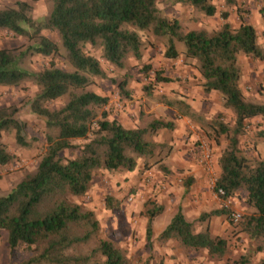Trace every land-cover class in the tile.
<instances>
[{
  "label": "trees",
  "instance_id": "1",
  "mask_svg": "<svg viewBox=\"0 0 264 264\" xmlns=\"http://www.w3.org/2000/svg\"><path fill=\"white\" fill-rule=\"evenodd\" d=\"M32 1L14 0L0 6V29L26 39L21 51L18 47L0 48V85L16 86L25 80L35 85L26 108L42 119L44 126V147L35 168L0 195V231L5 233L6 246L9 250L22 246L30 253L18 264H129L125 251L101 232L95 213L71 197L83 196L98 170L131 172L138 160L144 166L160 160L156 155L164 144L153 140V136L162 128L172 130L175 123L150 115L140 125L125 126L101 110L108 97L90 88L93 77L108 78L99 59L126 71L132 66L131 60H141L146 45L142 35L149 34L162 40L163 57L171 59L180 53L184 59L194 60L202 91H215L221 108L231 112L232 121L228 123L222 112L206 118L183 99L160 97V102L176 115L197 124L216 146L223 142L215 160V186L229 197L245 193L244 203L251 211L237 221V230L251 244L250 254L263 252L264 158L245 153L240 143L253 117L259 118L256 134L264 139V100H249L239 88L238 54L264 61V43H258L253 25L241 15L238 24L231 25L224 9L219 12L221 22L216 28L183 30L175 17L158 8V0H45V14L35 18L31 14ZM170 2L189 6L205 16L217 12L210 0ZM223 3L234 7L237 1ZM42 30L57 33L68 69L55 66L51 60L36 71L20 66L25 55L48 57L57 52V45ZM175 42H181L184 49L177 51ZM91 49L98 50V57ZM128 78L124 75L114 81L123 103L132 97ZM169 80L159 70L153 71L152 83ZM60 99L59 106L48 107ZM3 133L12 134L19 147L31 146L26 123L14 104L0 107V165L12 158L1 140ZM64 150L76 153L63 157L60 153ZM104 200L110 208L113 199L106 196ZM162 208L155 201L145 203L144 233L148 243L151 221ZM224 213L228 211L221 207L200 213L198 219ZM158 238L173 239L186 250L205 251L211 260L222 259L229 250L226 239L212 235L206 225L194 230L180 206ZM246 262L242 254L232 264ZM142 264H148V258Z\"/></svg>",
  "mask_w": 264,
  "mask_h": 264
},
{
  "label": "rangeland",
  "instance_id": "2",
  "mask_svg": "<svg viewBox=\"0 0 264 264\" xmlns=\"http://www.w3.org/2000/svg\"><path fill=\"white\" fill-rule=\"evenodd\" d=\"M13 1L0 0V6L9 5ZM210 1L217 10L212 16H205L189 6L174 4L170 0H158L157 3L162 12L163 5H177L178 8L176 9L170 8L174 14L171 16L180 22L183 30L200 27L216 28L221 22L219 12L227 9V20L231 25L236 26L238 16L241 15L255 28L258 43H264V0H251V2L236 0L237 4L234 7H225L223 0ZM32 5L31 14L33 17L40 18L45 14L47 10L45 0H33ZM249 6H253L257 10V12L255 11L256 15H252L253 20L249 19L251 16L250 10L247 8ZM235 9H237L236 12ZM41 33L57 45V52L48 57L36 54L25 55L21 59L20 66L26 70L36 71L46 66L51 60L55 66L68 69L64 62L63 50L59 45L57 33L50 30H42ZM142 39L146 45L142 50L141 60L138 62L131 60L132 66L126 71L117 70L99 59L108 78L93 77L90 88L94 92L108 97L107 103L101 108L108 116L112 117L120 112H131L133 115L131 117L128 115L126 120L131 119L135 125L144 123L150 115L160 116L175 123L172 130L162 128L153 136V140L164 144L156 155V158L159 157L160 160L155 163H150L151 160H148L150 164L147 166L138 160L131 172L109 173L105 170H98L92 178L90 189L83 196L71 197V200L82 204L95 213L101 232L125 251L129 264H142L146 258H148V264H167L165 263L167 260L169 261L168 264H232L242 254L247 257L246 264H259L260 261H264V251L250 254L251 244L241 232H238L236 226L242 215L251 211L244 203L245 193L243 191H240L231 200V209L240 215L236 221L230 220L225 213L211 215L203 220L198 219L200 213L221 209V206L210 188L211 177L205 166L197 161L195 153L197 143L198 140L202 139L210 145L212 175L217 178L218 171L215 160L223 142L221 141V145L216 146L205 136L197 124L190 122L187 118H183L187 119V123L185 120L179 121L182 123V129H175V126L179 125V122L177 124L174 121V119H178L176 113L172 108L160 102V97L168 99L170 97L159 91L157 83H152L153 71H160V67H162L161 58L163 55L157 54L156 50L157 48L163 49V42L150 34L146 37L142 35ZM25 45L26 39L24 37L12 36L8 31L0 29V48L18 47L21 51ZM175 48L180 52L184 46L181 42H175ZM149 49H154L155 54L148 57L147 50ZM90 52L98 57V50L91 49ZM179 56L182 55L179 53ZM188 61L190 60L188 59ZM124 75L129 77L128 86L131 83L134 85V88L129 87L132 97L128 103L119 100L114 84V81L121 79ZM35 90V85L27 80L16 86L0 85V107L11 104L18 106L19 117L26 123V135L32 139L30 147H19L14 143L12 134L3 133L1 135V140L12 158L8 163L0 165V195L6 194L24 173L35 168L44 147L43 121L26 108V100L33 95ZM141 96L144 97L143 101H141ZM117 101L121 105L120 108L115 105ZM61 103L62 99L55 100L49 103L48 107H57ZM209 106L207 113H201L206 118H213L218 112H222L225 122L230 123L232 121L231 112L221 108L218 94L210 97ZM162 108L168 112H162ZM147 110H151V112H147ZM257 122L249 119L247 132L240 137V143L245 153L257 158H264V139L256 134L257 127L255 125ZM75 153L76 150H64L60 155L69 157ZM194 165L197 167L194 168ZM142 170H147V172L142 173ZM129 173H132V176H128ZM167 190L172 192L175 190L181 212L184 218L192 223L194 230H200L206 225L212 235L226 239L229 250L222 259L211 260L205 251L186 250L181 248L173 239H159L160 228L158 227L167 222L171 216L167 210L158 213L159 215L156 216L154 232H151L150 242H147L144 233L146 219L143 215L145 203L155 201L162 207L163 204H167L170 210L174 209V200H160V196L163 198ZM106 196L113 199L110 208L105 206L104 199ZM151 230H153V226ZM167 254L169 259L164 261ZM29 255L30 253L22 246L9 250L5 243V233L0 231V264H18Z\"/></svg>",
  "mask_w": 264,
  "mask_h": 264
},
{
  "label": "crops",
  "instance_id": "3",
  "mask_svg": "<svg viewBox=\"0 0 264 264\" xmlns=\"http://www.w3.org/2000/svg\"><path fill=\"white\" fill-rule=\"evenodd\" d=\"M248 2H251V0H248ZM163 6H164L163 13L170 15V16L174 15L170 8H173V9L178 8L177 5L170 6V5L166 4ZM247 8L250 10V14H251V16H249V19L253 20L252 15H256V12H257L256 8H254L253 6H251V7L249 6ZM236 11H237V9H235V12ZM156 52H157V54L160 53L162 56L163 49L161 50L160 48H157ZM147 54H149L148 57L151 55H154L155 50L149 49V50H147ZM161 59L163 60V62L161 60V66L162 67H160L161 75L163 77L169 78L170 80L167 82H158L157 87H159V91L167 97L183 99L193 110H195L197 112L207 113V111L209 110V107H210L209 106L210 105V97L217 95V93L215 91H209V92L202 91V89L199 85L200 77L197 74L195 66L192 65V64H194V60H190V61H188L187 59L184 60L182 56H177V57L171 58V59L165 58L162 56ZM151 60H152V58H151ZM148 61H150V60H148ZM237 61L241 67V76H240V80H239V88H240L242 94L249 100L263 101L264 100V61L253 59V58H250V57L243 55V54H238ZM133 86H134L133 83H131V85H129V87H131V88ZM143 100H144V97L141 96V101H143ZM126 103H128V101ZM143 106H144V104H143ZM156 106H157V104H156ZM158 106H162V105H158ZM168 109L170 110V108H168ZM159 110H161V109H159ZM162 110H163L162 112H164V113L168 112V111H165L163 108H162ZM147 112H151V110H147ZM128 115H130V117H131L133 114L131 112H129V113H121L120 112V113L114 115V117H116L125 126H134L135 122L132 123L131 119H129V121L126 120ZM177 118L178 119H174V121L177 124L179 121L182 122L183 120H185V119H183L185 117H179L178 115H177ZM186 120H185V122L187 123ZM250 120H254L255 122H257V121H259V118L253 117ZM180 122H179V125L175 126V129L176 128H177V130L182 129V123H180ZM196 167L197 166L194 165V168H196ZM142 171H143L142 173L147 172V170H142ZM131 174L129 173L128 176H130ZM166 192L167 193H165L163 198L160 196V200L161 199L174 200L175 201V203H174L175 208L174 209L172 208L170 210L169 207L167 206V204H163V209L160 213H162L164 210H167L171 213L170 215L172 216L174 214L177 206H179L178 205V196H176L175 190L173 192L167 190ZM159 214H157V215H159ZM156 216L152 219V223H151L152 224L151 227L153 226V230H152L153 232H154V220H155ZM171 216H170V218H171ZM168 222H169V220L165 223H162V225L158 227V228H160V231L165 227V225ZM167 259H169L168 254H167V256L164 257V261H166ZM168 262L169 261L167 260V262H165V263L168 264Z\"/></svg>",
  "mask_w": 264,
  "mask_h": 264
},
{
  "label": "built area",
  "instance_id": "4",
  "mask_svg": "<svg viewBox=\"0 0 264 264\" xmlns=\"http://www.w3.org/2000/svg\"><path fill=\"white\" fill-rule=\"evenodd\" d=\"M117 108H120L121 105L117 101L115 103ZM196 157L197 161L205 166L210 178V188L212 190V193L214 197L219 201L220 206L228 211V217L232 221H236L239 218V213L235 211L234 209H231V200L232 197L225 196L224 191L221 187L215 186V180L216 177L212 175V167H211V161H212V151L210 145L205 140H198L197 147H196Z\"/></svg>",
  "mask_w": 264,
  "mask_h": 264
}]
</instances>
